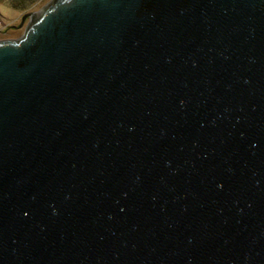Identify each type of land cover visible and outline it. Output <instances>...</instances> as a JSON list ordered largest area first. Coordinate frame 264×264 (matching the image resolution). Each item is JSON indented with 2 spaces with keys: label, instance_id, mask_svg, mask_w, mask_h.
<instances>
[{
  "label": "water",
  "instance_id": "water-1",
  "mask_svg": "<svg viewBox=\"0 0 264 264\" xmlns=\"http://www.w3.org/2000/svg\"><path fill=\"white\" fill-rule=\"evenodd\" d=\"M30 17L0 41V264H264V0Z\"/></svg>",
  "mask_w": 264,
  "mask_h": 264
},
{
  "label": "rangeland",
  "instance_id": "rangeland-1",
  "mask_svg": "<svg viewBox=\"0 0 264 264\" xmlns=\"http://www.w3.org/2000/svg\"><path fill=\"white\" fill-rule=\"evenodd\" d=\"M12 1L0 0V41L20 39L30 23V15L40 12L51 2V0H35L26 10L20 11L13 8Z\"/></svg>",
  "mask_w": 264,
  "mask_h": 264
},
{
  "label": "trees",
  "instance_id": "trees-1",
  "mask_svg": "<svg viewBox=\"0 0 264 264\" xmlns=\"http://www.w3.org/2000/svg\"><path fill=\"white\" fill-rule=\"evenodd\" d=\"M34 2L35 0H13L12 6L14 9H19L20 11H23L26 10Z\"/></svg>",
  "mask_w": 264,
  "mask_h": 264
}]
</instances>
